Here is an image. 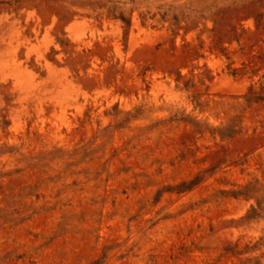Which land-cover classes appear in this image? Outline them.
Masks as SVG:
<instances>
[{
    "label": "rangeland",
    "instance_id": "1",
    "mask_svg": "<svg viewBox=\"0 0 264 264\" xmlns=\"http://www.w3.org/2000/svg\"><path fill=\"white\" fill-rule=\"evenodd\" d=\"M0 264H264V0H0Z\"/></svg>",
    "mask_w": 264,
    "mask_h": 264
}]
</instances>
